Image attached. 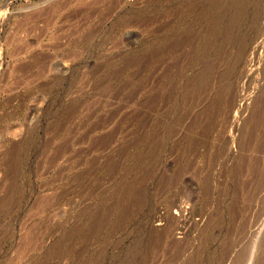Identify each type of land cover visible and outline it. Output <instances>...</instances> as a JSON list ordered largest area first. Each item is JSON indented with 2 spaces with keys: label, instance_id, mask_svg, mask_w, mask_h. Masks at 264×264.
<instances>
[{
  "label": "rangeland",
  "instance_id": "obj_1",
  "mask_svg": "<svg viewBox=\"0 0 264 264\" xmlns=\"http://www.w3.org/2000/svg\"><path fill=\"white\" fill-rule=\"evenodd\" d=\"M0 264H264V0H0Z\"/></svg>",
  "mask_w": 264,
  "mask_h": 264
},
{
  "label": "bare ground",
  "instance_id": "obj_2",
  "mask_svg": "<svg viewBox=\"0 0 264 264\" xmlns=\"http://www.w3.org/2000/svg\"><path fill=\"white\" fill-rule=\"evenodd\" d=\"M216 1V0H215Z\"/></svg>",
  "mask_w": 264,
  "mask_h": 264
}]
</instances>
